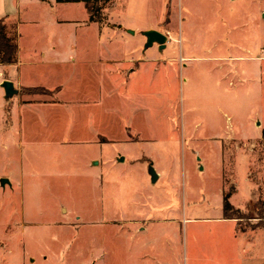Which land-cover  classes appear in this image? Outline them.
<instances>
[{"label": "rangeland", "instance_id": "rangeland-1", "mask_svg": "<svg viewBox=\"0 0 264 264\" xmlns=\"http://www.w3.org/2000/svg\"><path fill=\"white\" fill-rule=\"evenodd\" d=\"M111 7L121 31L31 25L20 30L26 66L0 65V264L240 262L226 253L231 224L206 219L220 216L223 186H238L239 232L264 226V0H112L103 14ZM57 16L83 14L73 4ZM154 26L168 36L163 50L139 29ZM44 34L86 37L77 56L88 64L45 81L29 64ZM133 46L157 62L111 93L93 64ZM19 75L60 82L67 105L31 112L26 95H54L16 86L6 100L1 83Z\"/></svg>", "mask_w": 264, "mask_h": 264}, {"label": "crops", "instance_id": "crops-1", "mask_svg": "<svg viewBox=\"0 0 264 264\" xmlns=\"http://www.w3.org/2000/svg\"><path fill=\"white\" fill-rule=\"evenodd\" d=\"M76 5L81 8V13L83 14V17L81 18H60L57 16V9L62 7V5ZM113 7L110 8L109 12H107L106 15H104L105 19L102 23L98 22H91L89 13L85 7V4L83 0H0V19L5 18L6 25H7V31L10 35L16 36V42L18 45V58L17 63L14 64L17 67L26 66V62H23L24 58L21 48L20 40L22 38V35L20 34V30H22L25 27L33 25L38 30H46L48 29H61L66 30L68 28H74L77 30H87L89 28H97L100 33L104 29H109L112 32L121 31L122 26L116 23H113L110 21V14L112 12ZM141 31H148V30H157V26L154 27H148V28H139ZM130 35L134 36V32ZM118 38L112 37L111 39H108L107 42L110 44L116 43V40ZM122 40L123 45H130L131 41L129 38H120ZM40 43L44 44V47H41ZM87 40L81 38H75L73 40L69 39H59L58 43H54L53 40L49 39L48 34H44L43 37H35V50L34 52H31V55L35 57V61L30 62V65H35L36 69L42 68L44 69V80L47 76L60 74L63 72L66 67L74 68L82 65H87V60H81V58H77V52L82 51L84 46H86ZM106 45L104 40H101L100 38L95 41V47H101L103 49V46ZM121 46V45H120ZM26 48V47H25ZM166 48V47H165ZM117 50H107V53H104L102 55V58H97L98 60L94 62L93 65L98 66L101 72V80L102 85L106 88L109 86L111 87V93H117L118 90H113V83H118L122 81H126L127 83L132 82V79H134L135 75L141 74L142 72H145V70L150 66L151 63H156V59H152L150 56H146V53H142L141 55L138 54L137 48L134 46L132 48H116ZM143 56V57H141ZM23 59V60H22ZM103 59V60H102ZM71 62H74V67L71 66ZM24 63V64H23ZM102 66V67H101ZM62 69V70H61ZM70 69V70H71ZM49 73V74H48ZM51 77V76H50ZM6 80H9L14 83V86L18 87L19 89L24 88H44L48 91H51L54 95H33V98L31 95H26V97H30L27 101L30 103L27 105V108L29 111H48L52 109L53 107H64L67 104L59 100L58 95H60L63 91V86L60 84V82H45V83H39L37 82V79L35 78V86L26 84V79L24 75H19L18 78L15 80L6 78ZM47 81V80H45ZM3 83V82H2ZM1 83V85H2ZM52 83V84H50ZM18 89V90H19ZM20 94V90L19 93ZM17 94V95H18ZM47 97V98H46ZM49 97V98H48ZM84 106H89L92 103H97V100H83ZM263 136V134H262ZM101 138V137H100ZM99 138V139H100ZM108 139L111 143L113 142L107 137H102ZM95 139V142L97 140ZM98 141L97 143H99ZM104 143V142H100ZM161 174L159 173V176ZM239 188L235 189L234 192L231 193L230 196V203L233 205V207L239 211L243 210L244 205L240 206L234 203V199L239 194ZM225 188L223 186L222 189V210L220 213V216L214 219H206V220H212L216 221L218 223H226L231 224V233L230 237L227 240L226 245V253L228 254V258L237 259V255L240 257L238 258L240 262L238 263H232V264H264V255H260L257 257H254V252L257 251L258 245H253V243L256 241L258 244L260 243L261 250L263 249L262 244H264V234L258 235L257 231L260 229L264 230L263 227H257V228H251L252 230H242L239 232V225H238V219H227L224 216L223 212V199L225 196ZM246 206V204H245ZM194 219H189L188 221H193ZM241 238L244 239V241L241 240ZM247 255L250 257V260H244L242 258L243 255ZM234 258V259H233Z\"/></svg>", "mask_w": 264, "mask_h": 264}, {"label": "trees", "instance_id": "trees-1", "mask_svg": "<svg viewBox=\"0 0 264 264\" xmlns=\"http://www.w3.org/2000/svg\"><path fill=\"white\" fill-rule=\"evenodd\" d=\"M63 1V0H59ZM85 7L89 13L91 22L102 23L105 19L103 11L108 5L112 3V0H83ZM18 45L16 42V36L10 35L7 31V25L5 18L0 19V65H14L17 63L18 58ZM52 93L44 88H24L22 93L25 94H38V93ZM264 136V133H263ZM231 193H226L223 199V212L227 219H239L241 213L235 209L230 203ZM259 227V226H257ZM254 227V228H257ZM253 228V229H254Z\"/></svg>", "mask_w": 264, "mask_h": 264}, {"label": "water", "instance_id": "water-1", "mask_svg": "<svg viewBox=\"0 0 264 264\" xmlns=\"http://www.w3.org/2000/svg\"><path fill=\"white\" fill-rule=\"evenodd\" d=\"M143 35L147 38V45H146L147 48L152 47L154 44H158L160 46V50L165 49L166 44L168 42L167 35L157 30L145 31L143 32ZM1 86L4 89L6 100L12 98L13 96L19 93V90L15 88L14 83L9 80H5ZM149 172L150 175L152 176V182L155 183L158 179V175L152 166L150 167ZM7 183H9L7 179H1L2 186H4Z\"/></svg>", "mask_w": 264, "mask_h": 264}]
</instances>
